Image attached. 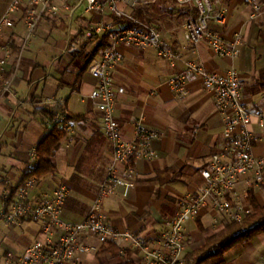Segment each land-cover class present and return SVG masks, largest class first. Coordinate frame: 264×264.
I'll return each instance as SVG.
<instances>
[{
    "label": "crops",
    "instance_id": "0c3cea01",
    "mask_svg": "<svg viewBox=\"0 0 264 264\" xmlns=\"http://www.w3.org/2000/svg\"><path fill=\"white\" fill-rule=\"evenodd\" d=\"M12 1L0 0V18ZM212 1L215 10L223 11L227 20L224 26L212 22L211 29L229 41L242 39L234 58L215 55L207 42L198 46L188 43L184 24L193 15L194 6L176 2L170 14L156 21L154 27L178 59L171 63L153 49L123 45V61L112 73L115 85L124 89L115 105L122 140H133L139 121L158 138L152 143L155 156L132 164L129 179L134 187L126 196L123 189H117L104 200L102 212L114 230L140 237L159 251L163 250L160 236L167 220L179 212L183 198L202 191L201 170L226 145L223 116L202 80L187 73V63L199 61L210 73L237 70L245 81L242 100L246 108L252 113L264 112V0ZM70 5L72 12L64 11L57 19L42 21L23 49L27 30L22 16H16L14 29L5 31L3 44L12 50L7 69L13 85L0 99V209L2 198L8 196L7 186L21 183L37 144L60 123L67 128V136L54 156L57 172L31 180L30 194L36 200L65 185L68 197L62 217L76 224L95 204L111 164L112 145L105 136L102 115L90 97L97 81L89 71L82 72L84 57H75L74 52L82 50L83 43L78 41L82 30L97 25L113 30L124 26L117 24L108 11L87 13L85 5L77 6L75 0ZM121 8L131 12L124 5ZM95 47L87 46L83 56ZM100 58L101 55L95 62ZM180 74L187 76L185 94L177 93L170 84ZM57 105L66 109V115L78 119L68 122L65 115L55 122L56 117L51 121L38 113L39 109ZM250 129L256 138L253 154L264 158V130L258 127L256 118ZM126 167L118 166L120 174L125 175ZM249 189L244 180L238 184L241 205L250 210L246 203ZM254 196L264 207V184L254 187ZM229 220L227 214L201 209L186 225L188 241L181 264H197L195 260L188 263L186 257ZM40 232L38 222L28 220L12 226L0 219V264H21L25 250L40 237ZM110 244L119 247V257L99 255ZM128 251L132 252L134 264L145 262L144 254L124 240L100 245L95 253L84 257V262L120 264ZM205 264H264V235L234 246L220 262Z\"/></svg>",
    "mask_w": 264,
    "mask_h": 264
},
{
    "label": "built area",
    "instance_id": "2783aa9c",
    "mask_svg": "<svg viewBox=\"0 0 264 264\" xmlns=\"http://www.w3.org/2000/svg\"><path fill=\"white\" fill-rule=\"evenodd\" d=\"M71 0H13L0 18V99L8 94L13 79L7 77V65L12 57V50L3 44L6 30L17 25L16 16L21 15L27 30L22 49L35 35L39 24L44 20L59 18L64 11H73ZM77 6L85 5L87 13L109 12L114 18L133 20L139 28H121L97 25L89 27L85 39L113 32L110 48L101 54L99 61L89 69L97 85L91 94L96 110L102 115L104 133L112 145V159L106 177L99 187L94 206L79 223L64 221L62 215L68 197L65 185L58 186L51 194L39 199L31 197L33 182H26L17 194L16 201L7 209L2 198L0 219L7 225L17 226L23 221L41 224L40 237L27 247L21 264H85L84 257L95 253L100 245L119 240L130 241L145 256L143 264H181L187 246L186 225L203 208L214 209L227 214L230 220L241 221L250 212L241 205L238 184L261 186L264 184V158L253 154L256 142L250 126L256 118L257 125L264 130V112L252 113L243 100L245 81L241 74L231 69L225 74L208 72L201 62L187 63V73L199 77L205 89L213 95L215 105L223 116L224 138L226 145L222 152L215 154L207 166L201 170L204 187L198 194H190L180 202L179 212L167 220L160 236L162 251L156 250L140 237L127 232L114 230L102 212L106 198L117 189L124 190L126 196L134 183L129 178L133 175L132 164L136 160L151 159L155 156L152 143L158 134L145 128L142 121L136 127L132 141L125 142L120 135V124L115 116L118 94L124 89L118 88L112 77L113 71L123 61L120 47L132 46L140 49H153L157 55L174 63L178 55L166 43L160 31L154 26L141 24L134 20L132 12L139 6H149L157 0H75ZM181 6L193 5L196 16L184 24L185 39L193 46L207 42L213 53L222 58H234L242 43L241 37L233 41L226 40L211 29L212 22L224 26L226 15L216 11L212 0H176ZM126 6L131 12L121 8ZM259 12V8H256ZM174 91L185 94L187 76L180 74L170 81ZM64 117V116H63ZM60 115L56 116L58 122ZM36 156L33 152L32 157ZM126 164L125 175L120 174L118 166ZM91 241H94L92 243Z\"/></svg>",
    "mask_w": 264,
    "mask_h": 264
},
{
    "label": "trees",
    "instance_id": "16d2710c",
    "mask_svg": "<svg viewBox=\"0 0 264 264\" xmlns=\"http://www.w3.org/2000/svg\"><path fill=\"white\" fill-rule=\"evenodd\" d=\"M176 0H157L156 3L149 6H139L137 7L132 15L134 20L140 22L141 24L154 26V23L161 18L165 19L170 12ZM193 15H189L187 21L193 19L196 16V9L194 8ZM117 24L124 26L125 28H139L133 20L126 18L116 19ZM163 19V20H164ZM89 29V28H88ZM86 28L79 33L78 41L83 43L82 50H84L89 45H96L93 52L84 55V51L74 52L75 57H84L83 62L85 67H83L82 72L89 71L90 67L95 63V59L100 56L105 50L110 48L111 38L113 32H107L103 35L94 36L92 39H85V33L88 31ZM159 30V29H158ZM9 77L7 74L6 78ZM264 89V84L261 85ZM38 113H41L47 120H55L57 115L65 116L66 109L63 106L45 107L39 109ZM66 121H76L78 118L66 115ZM64 120V121H65ZM67 136V128L61 126L57 123L53 126L51 131L37 144L35 149L36 156L31 162L28 170L24 173L21 183L17 186L9 185L7 186L8 196L3 201L5 208L7 209L11 206L17 198V194L22 189L26 182L31 180H38L44 176L54 174L57 172V165L54 161L55 153L60 149L63 140ZM254 187L251 186L247 192L246 203L250 208V212L242 218L241 221L229 220L227 221L223 228L213 234L212 236L205 239L203 246L186 258L188 263L196 261L197 264H205L209 261L220 262L223 255L232 249L234 246L242 243H246L259 235H264V207H261L254 196ZM131 251H128L123 262L120 264H134L131 260ZM99 255H107L111 257H119L120 249L115 244H110L109 246H104Z\"/></svg>",
    "mask_w": 264,
    "mask_h": 264
}]
</instances>
